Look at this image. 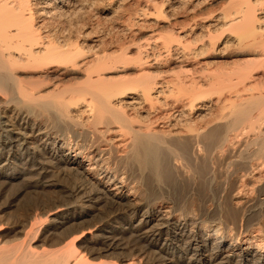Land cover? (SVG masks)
I'll list each match as a JSON object with an SVG mask.
<instances>
[{
  "label": "bare ground",
  "instance_id": "6f19581e",
  "mask_svg": "<svg viewBox=\"0 0 264 264\" xmlns=\"http://www.w3.org/2000/svg\"><path fill=\"white\" fill-rule=\"evenodd\" d=\"M0 191V264H264V0H0Z\"/></svg>",
  "mask_w": 264,
  "mask_h": 264
},
{
  "label": "rangeland",
  "instance_id": "374dc122",
  "mask_svg": "<svg viewBox=\"0 0 264 264\" xmlns=\"http://www.w3.org/2000/svg\"><path fill=\"white\" fill-rule=\"evenodd\" d=\"M216 10H217V7H216ZM15 189H17V186L14 187V191H17V190H15ZM11 191H12V192L9 191V193H10V195L12 196V195L14 194V193H13L14 191H13V189H12ZM3 193H5V191H2V192L0 191V194H1V195H3ZM1 195H0V196H1ZM5 195H6V194H5ZM3 200H4V199H3ZM22 200H23V201L20 203V207L23 206V204L25 203V199L23 198ZM26 200H27V199H26Z\"/></svg>",
  "mask_w": 264,
  "mask_h": 264
}]
</instances>
